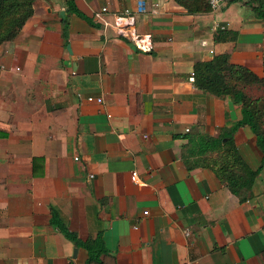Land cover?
<instances>
[{
	"label": "crops",
	"instance_id": "obj_1",
	"mask_svg": "<svg viewBox=\"0 0 264 264\" xmlns=\"http://www.w3.org/2000/svg\"><path fill=\"white\" fill-rule=\"evenodd\" d=\"M138 1L35 0L0 47V264H87L53 216L81 241L103 236L108 252L92 264H264V168L240 202L182 157L187 135L218 137L242 118L196 88L194 65L228 54L264 79V20L250 0L202 15L144 0L136 28L154 50L143 53L94 18L107 8L112 23ZM222 31L236 40L216 42ZM235 141L259 169L251 129Z\"/></svg>",
	"mask_w": 264,
	"mask_h": 264
},
{
	"label": "trees",
	"instance_id": "obj_2",
	"mask_svg": "<svg viewBox=\"0 0 264 264\" xmlns=\"http://www.w3.org/2000/svg\"><path fill=\"white\" fill-rule=\"evenodd\" d=\"M174 1L189 15L212 12L207 0ZM34 3L35 0H0V47L19 36L34 15ZM249 3L254 15L264 20V0H250ZM70 9L80 18L88 20L76 7L71 6ZM236 38L237 33L232 31L215 35L216 42L234 41ZM193 77L194 85L203 93L220 99L230 98L239 105L242 118L218 137L200 132L187 135L188 143L182 155L184 163L189 171L197 168L213 171L240 202H247L253 197L252 188L264 168V79L244 66L231 63L228 54L215 56L211 61L197 62ZM255 90L261 92L259 97L252 95ZM243 127L251 129L263 155L262 165L257 170L249 167L237 148L235 134ZM51 224L68 240L87 251V264L100 263V258L107 254L102 235L81 241L56 216H53Z\"/></svg>",
	"mask_w": 264,
	"mask_h": 264
},
{
	"label": "built area",
	"instance_id": "obj_3",
	"mask_svg": "<svg viewBox=\"0 0 264 264\" xmlns=\"http://www.w3.org/2000/svg\"><path fill=\"white\" fill-rule=\"evenodd\" d=\"M231 1L232 0H207L212 12L221 10ZM137 4L136 10L127 9L121 15H114L112 23L108 22L104 17L107 13H109L107 8H104L101 12L96 13L94 18L97 22L101 23L105 27H114L119 37L131 42L138 51L143 53H151L154 50L152 36L141 35L138 33L136 28L137 16L147 12L146 4L144 0H139ZM89 101L100 104L103 102V99L89 98ZM75 160L79 161V158H75ZM90 178L93 179L94 175H90ZM133 180H136V177H133ZM144 214L148 215V212H145Z\"/></svg>",
	"mask_w": 264,
	"mask_h": 264
},
{
	"label": "water",
	"instance_id": "obj_4",
	"mask_svg": "<svg viewBox=\"0 0 264 264\" xmlns=\"http://www.w3.org/2000/svg\"><path fill=\"white\" fill-rule=\"evenodd\" d=\"M64 17V13L61 14ZM75 253H77V249L75 250Z\"/></svg>",
	"mask_w": 264,
	"mask_h": 264
},
{
	"label": "rangeland",
	"instance_id": "obj_5",
	"mask_svg": "<svg viewBox=\"0 0 264 264\" xmlns=\"http://www.w3.org/2000/svg\"><path fill=\"white\" fill-rule=\"evenodd\" d=\"M255 94V91H252V95H254Z\"/></svg>",
	"mask_w": 264,
	"mask_h": 264
}]
</instances>
